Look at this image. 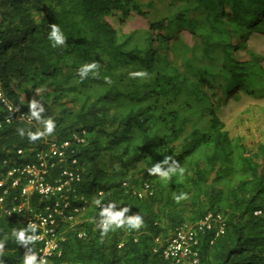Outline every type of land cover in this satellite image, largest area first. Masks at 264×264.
I'll list each match as a JSON object with an SVG mask.
<instances>
[{"label": "trees", "instance_id": "1", "mask_svg": "<svg viewBox=\"0 0 264 264\" xmlns=\"http://www.w3.org/2000/svg\"><path fill=\"white\" fill-rule=\"evenodd\" d=\"M132 12L149 28L124 32L106 19L122 24ZM53 23L64 45L49 41ZM253 33L264 34V0H0L5 91L27 114L29 102L39 100L42 116L56 125L52 135L30 141L18 129L42 125L7 123L0 112V157L86 130L78 153L83 182L104 192L85 211L79 230L86 236L68 231L63 253L49 264H171L162 255L171 230L210 211L224 215L226 231L213 243L203 235L201 264H264V138L253 139L254 129L244 134L243 120L232 135L221 116L232 96L264 99V55L247 44ZM240 49L248 59L239 58ZM93 62L95 74L81 79L78 69ZM165 156L179 161L182 176L147 173ZM145 183L152 192L139 198L134 190ZM181 192L188 197L177 203ZM109 202L131 208L129 216L139 213L143 227L102 235L99 212ZM14 228L26 227L0 212L3 264H22Z\"/></svg>", "mask_w": 264, "mask_h": 264}, {"label": "built area", "instance_id": "2", "mask_svg": "<svg viewBox=\"0 0 264 264\" xmlns=\"http://www.w3.org/2000/svg\"><path fill=\"white\" fill-rule=\"evenodd\" d=\"M0 111L8 112L7 122L15 119L33 121L12 103L1 75ZM86 141L85 132H74L63 141L51 140L31 151L33 160L30 162L0 159V211L8 216L30 214L29 222L39 230L36 240L43 243L37 251L38 259L42 257L46 261L59 247L56 223L75 221L86 210L85 202L79 203L85 198L80 187L83 177L76 155L77 147ZM18 154L23 157L25 150L19 149ZM226 225L224 215L218 212H209L196 222H184L168 238L163 249L164 258L172 264H200L201 236L210 234L213 243L225 233ZM85 235L84 232L79 233L80 237Z\"/></svg>", "mask_w": 264, "mask_h": 264}, {"label": "clouds", "instance_id": "3", "mask_svg": "<svg viewBox=\"0 0 264 264\" xmlns=\"http://www.w3.org/2000/svg\"><path fill=\"white\" fill-rule=\"evenodd\" d=\"M48 39H49V41L52 42L53 47L64 45L66 43L65 34L63 33L61 27L57 23H53L50 25V31L48 33ZM97 67H98L97 64L94 62L93 63H85L78 69V75L80 76L81 79H84L88 76V74L90 72H93V70L96 69ZM93 74H95V73L93 72ZM140 75H143V74L137 73V72L130 73V76H132V77H137ZM105 79L108 80L107 77ZM38 93H39V90H37V94ZM8 97L11 99V101L15 105V107L19 111H22L14 103L13 99L9 95H8ZM28 107H29V114H28L29 119L30 120L34 119L35 121H37L38 124L42 125V128H37V130L35 132H33L31 129L26 130L25 128H19L18 129L19 135L21 137H24L25 135H27V138L30 141H35L42 136L52 135L55 131L56 125H55L54 120L51 117L45 118L42 116V113H44V111H45L43 104L37 99H32L29 102ZM0 112H6V111H0ZM6 115H8V112H7V114L4 115L5 121H6ZM15 120H17V119H15ZM13 121H11V122H13ZM11 122H7V123H11ZM0 124L2 125V121L0 122ZM74 132H85V137L87 140L84 145H80L77 147V154L76 155H77V158L79 160V157H78L79 150L81 147L87 145L88 137H87L86 130H77V131H73L72 133H74ZM72 133L64 139H56V138L49 139V138H47V139H45L43 144H45L46 142L51 141V140L63 141L65 139L69 138L72 135ZM19 149L25 150V154L21 158L19 157L20 155L18 154ZM19 149H17L13 155H9V157H0V159L12 158V159H17L18 161L23 162V163L30 162L33 160L32 154H30V152L37 150L38 147L32 146L29 148H19ZM31 149H33V150H31ZM79 165H80L81 174L83 177V180L81 181L80 187H81V191L84 195L83 197L85 198V200H83V201L80 200L79 203L83 204V202H85L84 203V205L86 207L85 211H87L90 201H92L94 199L92 196L102 195L104 192L102 194H99L98 192L103 191V189L102 188H96L94 183H93L92 188H90V185L92 183L91 181L88 182L87 184H84V182H83L84 178H85L84 167H83V163H81L80 160H79ZM147 173L150 176H159L163 180H168L170 177H172L174 175L182 176L184 173V169H183V167L180 166L179 161L175 160L174 157L165 156L162 161L156 162L150 168H148ZM85 186H86V188H84V190H83V187H85ZM87 189L93 190V191L87 195V194H85ZM152 189H153V187L151 186L150 183H145L142 189L134 190V193L139 198H142L143 196H147L148 194H150L152 192ZM0 194H1V189H0ZM187 197H188V194L184 193V192H181L180 194L174 193V199L176 200L177 203H179L182 200L187 199ZM97 203H99V202H97ZM130 210H131V208H129V207L117 208V205L115 202H109L107 205L103 206L99 212V219H98V223H97V227L100 229L101 234L105 235L109 231H114V230L119 229V228H124L125 230H139V229H141L143 227V224H144L142 216L139 213H137L133 216L127 215L130 212ZM85 211H84V214H82L80 217H78L75 221H65L64 220V221L56 223L55 231H56L60 245L52 253V255L48 256L46 261H44V259L42 257L40 259H38L37 251L39 250L40 247H42L43 243L38 242L36 240L37 239L36 233L39 232V230L36 228L35 224L29 222L30 214L20 213V214L12 215L11 217L17 218V221L20 224H24L26 227V228H21L19 230L14 228L12 231V236L15 238L16 242L21 245L20 246L21 251H22L21 255L23 257L22 258V264H49V262L52 260L53 257L61 256V254L63 253V245L67 240L68 231H70V230L78 231V233H77L78 237H80L79 236L80 232H84L86 234L85 231L79 230V229L84 227L83 223H84V215L86 214ZM0 212H3V211H0ZM210 212H214V211H210ZM184 222H191V221H184ZM183 223H180L179 225H181ZM179 225H177V226H179ZM173 230H171L169 236L166 238L165 243H164V247L166 246L167 240L170 237ZM85 236L80 237V238H84ZM202 238H203V235L201 236V240H202ZM211 238H212V236H211ZM155 241L157 243H161L162 239H161V237H157ZM200 243H201V241H200ZM210 243H211V240H210ZM123 244L124 243L122 242L120 244V246H122ZM164 247L162 248V255H163ZM2 248H3V243L0 242V249H2ZM154 250L157 251L158 247L156 246L154 248ZM200 252H201V249H200ZM168 261H170V260H168ZM201 262H202V253H201ZM0 264H3L2 260H0ZM171 264H172V262H171Z\"/></svg>", "mask_w": 264, "mask_h": 264}, {"label": "rangeland", "instance_id": "4", "mask_svg": "<svg viewBox=\"0 0 264 264\" xmlns=\"http://www.w3.org/2000/svg\"><path fill=\"white\" fill-rule=\"evenodd\" d=\"M106 19L115 28H121L124 32H128L136 28H149L148 19L145 16L135 12H132L126 22L122 24L119 23V21L115 18L107 17ZM182 34L188 42H193V37L189 32L185 31ZM247 44L250 49H253L264 55L263 33L251 34L247 40ZM237 55L240 59L245 60L249 58L248 54L243 49H240L237 52ZM262 106H264V99H255L245 94H242L238 98L232 96L229 99L228 104L222 107L221 116L226 123V128L232 135L239 133V130L236 128V126L239 123H242L241 121L243 120L244 124H241V131H244V134H249L250 129H254L256 131V135L254 134L252 136L253 139L257 137L264 138L262 133L264 131V112L260 109ZM246 117L248 118L245 119ZM256 127H258L261 131L257 132ZM251 139L252 138L250 136H247L248 141H251ZM92 186L93 183H91L90 188H92Z\"/></svg>", "mask_w": 264, "mask_h": 264}]
</instances>
